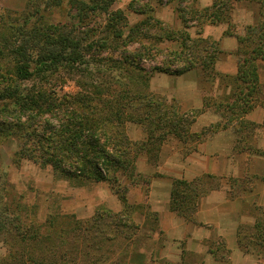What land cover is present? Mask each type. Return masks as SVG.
<instances>
[{"label": "rangeland", "instance_id": "obj_1", "mask_svg": "<svg viewBox=\"0 0 264 264\" xmlns=\"http://www.w3.org/2000/svg\"><path fill=\"white\" fill-rule=\"evenodd\" d=\"M76 1L92 0H0V20L6 16L18 24L19 18L24 21L26 14L34 13L35 18L27 29L48 26L55 34L71 32L80 41L79 51L88 63L77 65L76 69L60 68L19 80L14 75V63L9 54L0 59V264H207L208 256L213 261L211 264H264V226H257L258 221L264 222V122L258 124L246 116L256 125L253 129L240 131L242 124L237 119L228 125L236 128V152L248 154L246 166L236 175L217 177L205 174L193 180L173 178V182L180 179L193 185L190 191L192 199L180 206L188 216L181 215L172 207L173 182L168 201L161 194L162 186L152 194L151 183L167 168V164H164L160 170L162 159L173 160L163 154L169 146L174 147L175 142L180 141L184 148L179 153L187 154L227 123L213 109L222 117L220 125L213 124L212 127L193 132L198 136L186 142L168 135L159 154L151 151L150 145L141 144L148 139L146 128L127 121L126 134L144 150L133 159L136 166L133 172L129 165L118 172L112 171V179L109 180L95 181L68 174L59 175L47 163L52 153L61 155L53 151L55 146L51 142L54 139L58 141L59 138L68 137L79 144L78 139H74V130L78 127L69 121L67 111L87 114L96 107L105 109V105H108L111 109L115 105L114 98L105 105H102V101L94 100L89 102L90 107L84 106L95 95L91 85L105 89H101L102 93H107V88L108 93L115 90L118 95L123 88L114 83L117 77L122 81L129 77L130 85L138 88L145 83L143 76L149 77L155 66L180 69L182 63L179 57L184 56L180 43L182 31L194 39L200 37L218 42L214 38L217 29L211 31V37L204 35V27L212 23L197 20L192 12L193 6L198 10L211 7L213 0H116L111 9L122 10L127 17L130 31L127 30L126 34L132 33V29L139 25V29H134L138 41L125 48L117 46V41L103 44L107 38L104 15L93 14L85 22H79ZM178 8L183 9L188 26L182 22ZM261 19L262 9L258 2L237 1L233 3L230 21L213 25L223 27L224 37H235L239 44L237 37L246 36L249 28L256 26ZM167 31L174 34L168 37ZM219 48L217 60L220 57L225 59L228 50L222 48L221 43ZM237 48L232 53L238 65ZM139 51V56H136ZM126 61H131L135 66L130 74L126 71L129 69ZM225 63H232V58ZM215 69L219 74L214 81H208L204 74L208 89L204 99H227L231 90L225 86L222 75H236L237 72L230 74L216 65ZM160 73L164 74L158 71L152 74V77L156 76V94L172 101L175 98L168 97L163 91L171 88V84L177 89L178 82H168L166 76ZM259 77L264 84V61L259 62ZM5 93H17L19 98L39 101L42 109L37 110L33 102L32 107L29 106L30 111L26 110L27 107L14 103V96L4 98ZM177 101L182 113L191 111L183 109ZM115 126L118 132L114 136L123 139V134L119 132L121 126L118 123ZM141 133L146 135L145 139L140 138ZM157 134L161 139L163 134ZM239 139L241 142L238 143ZM82 148L78 146L80 151ZM24 149L26 153H22ZM62 161L64 166H68L66 161ZM223 186L231 200L239 201L244 216L239 221L236 235L231 236L229 230L225 234L206 238L205 243H200L197 248L185 244L184 240L179 241L178 235L168 233L164 214L168 219L175 214L187 222L198 224V210L203 198L209 195L223 196L218 191ZM101 215L100 228L91 221ZM76 220L90 222L91 233H96L97 239H92L94 246L90 244L88 247L90 253L87 257L76 249L81 245L84 250L88 245L79 232L73 236L76 241L74 245H64L62 241L64 235L68 237L69 231L76 228ZM177 231L180 232V229ZM170 245L178 247L174 249ZM63 248L72 252L66 250L68 254L63 256ZM178 248L183 249L182 253ZM200 248L205 249L206 253L201 252ZM180 255L182 260L176 262Z\"/></svg>", "mask_w": 264, "mask_h": 264}, {"label": "trees", "instance_id": "obj_2", "mask_svg": "<svg viewBox=\"0 0 264 264\" xmlns=\"http://www.w3.org/2000/svg\"><path fill=\"white\" fill-rule=\"evenodd\" d=\"M115 1H76L75 8L78 9L79 22H85L93 14L104 15L107 20V38L104 39L103 44L108 45L112 41H117V46L125 48L138 41L134 36L136 32L134 29H139V25L132 29V33L126 34L127 30L130 31L128 19L122 10L111 9V5ZM237 1L258 2L262 9V19L256 26L249 28V33L246 36L237 37L239 41L236 50L238 56L237 74L222 75L226 82L225 86L231 90L227 99L212 100L211 98H205L202 108L182 113L176 99L169 101L151 90V77L157 71L181 75L199 66L203 69L208 81H214L219 74L216 73L215 69L217 54L220 51L219 43L208 38L199 37L194 39L186 31H182L180 43L185 57H179L182 63L180 69L155 66L152 68L149 77L143 76L145 83H142L138 88L133 87L132 84L130 85L131 79L129 77H126L125 81L117 77L114 83L123 88V92L118 95H116L115 90L108 93L109 89L107 88V93H102V88L100 89V87L93 84L91 89L94 88L95 95L87 101L88 103L85 102L84 106L90 107L89 102L94 100L102 101V105H105L111 103L108 101L114 100V98L116 100L115 105L111 109L108 105H105V109L92 107L93 109L90 108L92 109L91 112L87 114H82L76 110L66 112V116H70L69 121L78 127L74 130V139H78L79 144H76L72 139H68V137L59 138L58 141L54 139L51 142L55 146L53 151L61 154L58 156L56 153H52L47 159V163L53 166L55 173L103 181L112 179V171L118 172V170H122L129 165L131 166L130 171L133 172L136 168L133 159H136L144 149L129 139L125 130L127 121L142 124L146 128L148 139L141 144L150 145V150L158 154L162 149L164 138L168 135L179 137L183 142L196 138L198 135L193 133L191 128L198 115L208 108L220 113L227 121L222 125L224 128L237 119L242 124L239 127L240 131L244 128L253 129L256 125L248 121L246 116L256 106L262 105L264 107V84L259 77V62L264 61V0H213L211 7L198 10L193 6L192 12L195 13L194 17L197 20H202V22L226 23L231 19L233 3ZM178 13L184 25L188 26V21L183 15V9L178 8ZM25 16L24 21L19 18L18 24L13 20H8L6 16H3L0 20V59L9 54L14 63V75L17 79L27 80L35 75L60 68L76 69L78 68L77 65H88L84 55L79 51L81 48L80 41L71 32L55 34L50 31L48 26L27 29L26 27L31 25L33 18H35V14L28 13ZM167 34L169 37L174 33L167 31ZM90 46H92L91 43ZM138 54H140V51L136 53V56H139ZM201 54H204V56ZM126 63L129 66L126 71L130 74L135 69L134 63L131 61H126ZM146 80L148 81L146 82ZM102 90L105 91V89ZM5 94L3 95L4 98L14 96V103L19 104L20 107H27L26 110L30 111L29 106L33 102L37 110L42 109L41 104L38 103L39 101L33 99L32 102L27 97L19 98L17 93H14L15 95L13 93ZM115 123L121 126L119 132L123 134V139L114 136L118 132ZM220 128L221 126L216 130ZM158 132L163 134L161 139L160 136H157ZM239 141L241 142V139L238 140V143ZM79 145L83 146L81 151L78 149ZM23 152H25V149ZM146 154L149 155L148 152ZM62 160L66 161L68 166H64ZM125 164L127 165L125 166ZM132 172L130 174L133 176L134 173ZM114 179L118 181L117 177H114ZM192 186L191 182L185 180L175 179L173 182L172 207L184 216H188L187 212L182 210L183 208L180 206L192 199V195H190ZM102 220L103 216L101 215L95 217L94 221L91 222L100 227ZM259 225L264 226V222L258 221L257 226ZM76 232H79L80 237L87 241L85 244L89 245L85 246L84 250V246L81 245L78 248L76 246V249L87 257L90 253L88 247H90V244L94 246L92 239H97L96 233H91L92 226L90 222L76 220V228L69 231L68 237L65 235L62 237L64 245L75 244L76 241L73 236L76 235ZM66 250L72 252L70 249L63 248L61 251L63 256L68 254ZM101 257L102 253L99 254V260Z\"/></svg>", "mask_w": 264, "mask_h": 264}, {"label": "crops", "instance_id": "obj_3", "mask_svg": "<svg viewBox=\"0 0 264 264\" xmlns=\"http://www.w3.org/2000/svg\"><path fill=\"white\" fill-rule=\"evenodd\" d=\"M210 4H212V2H210ZM250 6H252V3H250ZM216 29L217 32L214 33L215 40H218L219 45L220 43L222 44V48L228 50V56L225 59L220 57L216 62V66L226 69L230 74H235L238 65L234 62L235 54H233L232 51L238 46L236 43L237 40L235 37H224L225 29L223 27L216 28L213 24H207L204 27V35L211 37V31ZM229 58H232V63H225ZM161 76H166L168 82H178L177 89L173 88V84H171V88L164 90L163 93L170 98L179 100L180 106L183 109L196 110L203 107L204 93H206L208 89H206L202 68H195L179 76L170 75L169 73H164ZM260 76H262V74H260ZM155 78L156 76L152 77L150 81L151 90L154 93L157 92L155 91L156 85H154ZM174 86H176V84H174ZM225 89L227 90L226 87ZM247 118L253 122L262 124L264 122V107L259 105L256 106L247 115ZM221 123L222 117L214 112L212 108H208L198 115L192 126V132L201 131L206 127H212L213 124L220 125ZM262 129L264 130V127H262ZM236 134L235 126H229L227 128L222 127L220 130L207 136L195 147V149H192L187 154L179 153L184 148V145L180 141L175 142L174 147L169 146L168 151L163 154L164 156L172 157L173 160L171 161L169 159L168 161H163L162 159L160 163V167H162L160 170L162 171L164 164H167V168L165 171H162V175L153 178L151 183L152 194H155L154 191L158 192L160 186H162L161 194H164L163 196H165L168 201L173 178L176 177L193 180L205 174H213L217 177H230L236 175L238 171L244 169L248 157L246 153L236 152ZM140 138L145 139L146 135L141 133ZM252 138L254 140L255 134L252 135ZM218 191L222 193L223 196L213 197L209 195L210 197L207 196L203 198V202L200 203L198 210V224L187 222L185 219L175 214H172L168 219L164 214L165 226L168 233L170 232L171 234L178 235L179 241L184 240L185 244L197 248H199L200 243H205L206 238L214 237L218 234H225L229 230L231 236L236 235L239 221L244 217L239 208V201L231 200L224 186L218 189ZM179 229L180 232L177 231ZM198 233L200 235H198ZM199 237H201L202 240ZM175 246L176 245H170L169 247L174 248ZM179 250L182 253L183 249L181 248ZM200 251L206 253L205 249L200 248ZM181 260L182 256L180 255L176 262ZM207 261H209V263H207ZM212 262L213 261L208 256L206 263L211 264Z\"/></svg>", "mask_w": 264, "mask_h": 264}]
</instances>
